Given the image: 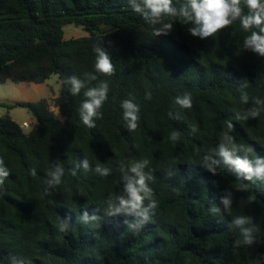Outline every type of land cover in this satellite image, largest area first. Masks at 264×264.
<instances>
[{"label": "trees", "instance_id": "trees-1", "mask_svg": "<svg viewBox=\"0 0 264 264\" xmlns=\"http://www.w3.org/2000/svg\"><path fill=\"white\" fill-rule=\"evenodd\" d=\"M187 3L153 15L146 0H0V83L59 75L64 118L46 99L16 104L37 120L29 132L0 117V264H264V177L219 155L264 163V55L246 44L264 24L241 23L260 9L240 0L202 38ZM72 25L89 35L66 38ZM102 86L89 127L86 93Z\"/></svg>", "mask_w": 264, "mask_h": 264}, {"label": "clouds", "instance_id": "clouds-1", "mask_svg": "<svg viewBox=\"0 0 264 264\" xmlns=\"http://www.w3.org/2000/svg\"><path fill=\"white\" fill-rule=\"evenodd\" d=\"M240 0H188L187 5L180 10V14L189 20L194 21L199 27L192 30L193 35H200L202 38L216 33L218 30L229 25L232 19H236L241 15V9L239 8ZM148 7L151 9L153 15H158L161 12L169 14H175L176 10L172 8L171 0H146ZM248 7L250 9H260L255 15L245 16L242 18V26L247 30L253 25L260 26L264 24V3L262 0H247ZM231 17L229 19L228 17ZM264 33V27L260 29ZM246 44L252 46L254 50L261 55H264V35H258L253 32L250 37L247 38ZM97 70L104 74H111L113 66L107 56L101 54L96 64ZM74 89L79 90L81 84L79 81H73ZM86 95L92 99L83 105L86 115L83 116L84 123L89 127H92L91 118L96 114V109L101 105L102 100L106 98V86H102L100 89H91ZM177 103L182 107H191V98L184 96L183 98H177ZM123 107L126 109L125 118L129 119V127L131 129L136 128V106L130 102L125 101ZM176 133H173L175 138ZM219 155H221L227 163L232 164L237 170L238 177L240 174H247L245 178L251 179L253 175L257 177H264V163L257 161L256 166L253 167L247 160H241L239 158H233V151L229 150L225 146L221 145L219 149ZM87 167V162H85ZM139 165L132 169L139 176L136 184L140 185V189L129 186L135 199H141L138 192L140 190L150 191L144 186V176L138 172ZM97 171L102 174H107V169L98 168ZM6 175L3 169H0V176ZM228 204V201H225ZM235 223L241 225L244 223L242 218H238Z\"/></svg>", "mask_w": 264, "mask_h": 264}, {"label": "rangeland", "instance_id": "rangeland-1", "mask_svg": "<svg viewBox=\"0 0 264 264\" xmlns=\"http://www.w3.org/2000/svg\"><path fill=\"white\" fill-rule=\"evenodd\" d=\"M64 34L68 39L89 35L83 27L73 25L66 27L64 29ZM36 84L38 83L16 82L13 80L0 83V117L10 112L11 115L16 116L21 122L24 120L29 122L31 125L29 128H25V132L31 131L37 124V120L27 107L16 104L18 102L29 101L32 97L37 99L41 97L42 94L45 95V97L52 93L59 96L62 90V83L59 75H52L41 89L36 88ZM54 99L50 100L51 109L60 120H64L58 108L55 106ZM12 105H14V107H11Z\"/></svg>", "mask_w": 264, "mask_h": 264}, {"label": "crops", "instance_id": "crops-1", "mask_svg": "<svg viewBox=\"0 0 264 264\" xmlns=\"http://www.w3.org/2000/svg\"><path fill=\"white\" fill-rule=\"evenodd\" d=\"M46 82H43V83H38V84H36L35 85V87L36 88H38V89H41L42 87H44V84H45ZM55 97H57L56 95H54V93H52V94H48L46 97H45V95H41V97H39V98H34V97H32L31 99H29V101H23V102H37V101H41V100H43V99H46V100H48V101H50L51 99H54ZM19 103V102H18ZM17 103V104H18ZM11 107H14V105H12ZM8 115H11V113L10 112H8L7 113ZM11 117L22 127L23 126V122H26L25 120L24 121H20L19 119H17V117L16 116H14V115H11ZM35 117V116H34ZM37 125V124H36ZM24 130H25V128H23Z\"/></svg>", "mask_w": 264, "mask_h": 264}, {"label": "built area", "instance_id": "built-area-1", "mask_svg": "<svg viewBox=\"0 0 264 264\" xmlns=\"http://www.w3.org/2000/svg\"><path fill=\"white\" fill-rule=\"evenodd\" d=\"M30 123L29 122H23V126L22 128H29L30 127Z\"/></svg>", "mask_w": 264, "mask_h": 264}, {"label": "water", "instance_id": "water-1", "mask_svg": "<svg viewBox=\"0 0 264 264\" xmlns=\"http://www.w3.org/2000/svg\"><path fill=\"white\" fill-rule=\"evenodd\" d=\"M112 29V27L110 26V27H105V28H103V32L104 33H107L108 31H110Z\"/></svg>", "mask_w": 264, "mask_h": 264}]
</instances>
